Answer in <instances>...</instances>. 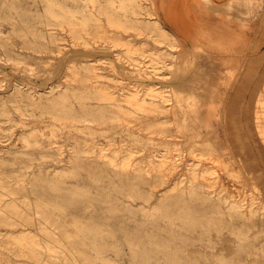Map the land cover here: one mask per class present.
I'll return each instance as SVG.
<instances>
[{
    "label": "rangeland",
    "instance_id": "374dc122",
    "mask_svg": "<svg viewBox=\"0 0 264 264\" xmlns=\"http://www.w3.org/2000/svg\"><path fill=\"white\" fill-rule=\"evenodd\" d=\"M192 1H178L189 22ZM197 3L213 41L180 50L153 0H0V196L31 221L0 225V264H264V44L243 62L220 45L245 52L264 0ZM92 141L115 148L97 157ZM167 175L170 199H151ZM198 179L225 200L190 192Z\"/></svg>",
    "mask_w": 264,
    "mask_h": 264
},
{
    "label": "bare ground",
    "instance_id": "6f19581e",
    "mask_svg": "<svg viewBox=\"0 0 264 264\" xmlns=\"http://www.w3.org/2000/svg\"><path fill=\"white\" fill-rule=\"evenodd\" d=\"M178 1H180V0H153L154 9H153L151 15L156 16L155 19H154V22H153L155 30H157L159 32V34L161 35V37L165 41H167L171 46H173L175 48H179L180 50L184 47V44L187 45L186 42H190V43L192 42L193 44L195 43V45H197L198 43H211L213 41V28L209 25L210 24L209 21H207V22L203 21L204 22L203 23L200 20V16L199 15H201L202 13H206V12L201 9V7L197 3V0H193L192 3H191V6H192V9H191V11H192L191 12L192 20L190 22L186 21L187 20L186 19V15L188 14L187 13L188 12L187 9L184 6H179L180 3L178 4ZM163 22H165L166 26H167V24H171L170 26L174 30V32H171V31L167 30L162 25ZM216 25H218V24H216ZM250 30L252 31L251 34H247V33H245L242 30H240V33H239L240 37L245 42L244 43L245 48H243L245 52H243L242 50H238L239 48H237L236 43L234 45V42H232V44H228V46H224V44H222V42H220V45H222L223 49H225L226 51H227V48H228L229 49L228 52H230L229 54H234V57H238V55H239L240 62L241 61L243 62L245 57H247V58L249 57L250 59L254 58L255 56L257 57L258 54L260 55L259 48L262 46V44H264V14L261 17L259 23L255 26V28L250 29ZM217 31H219V30H217ZM219 32L221 33V31H219ZM248 32H249V30H248ZM259 33H260V35H259L260 40H259V42L257 43V45L255 47V43H254V40L252 38H253V35H255L256 38H257L258 37L257 35ZM50 36H51V40L54 43H56V40H57L56 36L53 35V34H50ZM222 38H224V37H222ZM226 38H225V40H226ZM56 45H58V44L56 43ZM57 47H59V46H57ZM199 47H201V46H199ZM86 52H90V51L88 50ZM170 55L174 56V54H171V53H170ZM89 56H93V54L90 53ZM256 62L258 63V65L261 68L264 69V57L262 55L257 57ZM98 77H100V76L95 71V74H94L93 78H98ZM176 83H178V82H176ZM260 83L262 84V87L264 88V77H261V82ZM88 88H89V86H88ZM223 100H224V98H223ZM141 102L143 104H145L146 101L142 100ZM151 103H155V101L153 100ZM162 109L169 112V109L167 108V106H164L163 104H162ZM165 125H166V123H162L160 121L157 122V124L151 123V122L150 123L149 122H145L144 127L155 129L154 127L161 128V127H166ZM110 140H112V139H110ZM235 140H236V142L238 144L239 143H241L243 145L246 144V138H244V133L240 132V133L236 134ZM92 144H94L93 145L94 152L97 154V157L99 156L101 158L107 157V155H106L107 151H109V149L115 148V145H114L115 143L114 144L110 143V144L104 146L102 144H98L95 141H92ZM228 146L229 145H227V147ZM238 147L243 148V146H238ZM229 148H231V147L229 146ZM114 151H115V149H114ZM244 158H242V159H244ZM155 159L156 160H158V159L161 160L162 156H158V157L154 156L153 163L156 162ZM256 159H257V154L254 155V160H256ZM89 160L91 161V159L88 158V161ZM259 161L261 162V164L264 163V157H259ZM198 166L201 167V171L203 172V175H200V176H205L204 173L206 172V168H205L206 166H204V165H198ZM198 166L192 165L190 167L192 169L191 170L189 169V170L191 172H194L193 169L195 170V168H198ZM162 173H166V172L162 171V170H158V172L155 173V176H158L159 179H160L162 177ZM150 174H153V173H149V175ZM155 179H156V177H155ZM171 180L172 179L167 175L166 178H163L159 182H156L155 186H154L155 189H153L152 192H151V199L158 198L157 197L158 191L161 190V187H163L165 184H168L169 182H171ZM207 180H209V178H207ZM150 182H152V181L150 180ZM145 183H149V182L146 181ZM198 185H201V186L202 185H207L204 192L207 194V197H205V198H209V199H214V200L215 199H219V198L222 197V196H220V194L223 195V193L226 191V187L224 185L222 187H220V188H216V186H214V183H212V184L210 183L208 185L205 181L204 182H200V179H198L195 183L193 182V185L189 188V191L190 192H197V190H198L197 186ZM0 187H2V186L0 185ZM168 192L169 191H165L161 195V197L158 198V200L160 202H162V201H166L167 199H170L171 195ZM2 196H0V205L2 207L1 210H0L1 211L0 212V225H2V226H11V225H13L14 222H17V221L20 222L21 224H25V225L26 224H31V221L28 218L20 217V213L17 211V206L16 205H12V206L9 207L8 204H4L3 203L4 199H3ZM225 198L226 197L224 196L221 199L225 200ZM182 200H184V197L182 199H180L179 201H182ZM14 202H15V200H14ZM240 203L239 202L233 203V205L231 207L232 208H236V209H240L242 212H244L243 209H246L245 208V204H242V203L240 204ZM91 206H92V202H91ZM7 207H9V209L6 212L5 209ZM248 208L249 209H253L252 207H248ZM241 215L244 216V213H242ZM18 217L20 219H22V220H20V219L17 220ZM45 218H48L47 214H45ZM88 232L91 233V230H88ZM124 235L126 236V235H128V233L125 232ZM49 237H51V234H49ZM51 239H53V238L51 237ZM167 240H169V241L170 240H172V241H180L181 242L183 239H181L180 237H176L175 236V237L167 238ZM19 241H20L19 242L20 247H24L25 251H32L34 257L37 256V252L35 251V247L37 246L36 240H34L33 238L28 237V236H23ZM134 242H135V244H141L143 242V236L138 238V239H136ZM175 244L177 245L178 243H175ZM144 252L145 253L142 256L144 258L152 256V253H153L151 250L144 251ZM176 255H178V254H176V253L172 254L170 252H165L164 253V258L167 259V260H170L172 258V256L175 257Z\"/></svg>",
    "mask_w": 264,
    "mask_h": 264
},
{
    "label": "crops",
    "instance_id": "0c3cea01",
    "mask_svg": "<svg viewBox=\"0 0 264 264\" xmlns=\"http://www.w3.org/2000/svg\"><path fill=\"white\" fill-rule=\"evenodd\" d=\"M171 28V27H170ZM171 30V32H174V30L171 28L170 29ZM235 143V142H234ZM238 144V143H237ZM246 144H250V142H248V138L246 139ZM227 145H229L231 148H232V146H233V142L232 141H230L229 139H228V142H227ZM238 146H243V144H241L240 145V143L238 144ZM242 149H244V147L242 148ZM254 155H256L254 152L251 154V156H249L248 157V161H250V160H254Z\"/></svg>",
    "mask_w": 264,
    "mask_h": 264
}]
</instances>
